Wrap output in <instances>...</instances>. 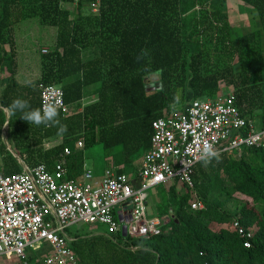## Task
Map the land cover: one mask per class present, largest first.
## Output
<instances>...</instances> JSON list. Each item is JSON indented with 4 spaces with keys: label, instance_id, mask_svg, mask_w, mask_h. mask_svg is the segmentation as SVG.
Masks as SVG:
<instances>
[{
    "label": "trees",
    "instance_id": "1",
    "mask_svg": "<svg viewBox=\"0 0 264 264\" xmlns=\"http://www.w3.org/2000/svg\"><path fill=\"white\" fill-rule=\"evenodd\" d=\"M237 1L253 28L233 37L224 0H99L95 13L88 8L92 0H0V131L6 122L7 143L28 169L42 164L51 172L68 149L63 178L75 181L83 150L95 145L118 174L125 165L138 169L140 162L132 161L147 150L154 120L190 100L210 99L221 87L230 89L240 118L258 119L263 129L264 0ZM29 22L54 35L45 54L37 51V79L20 85L15 34ZM159 69L162 75L153 76ZM47 85L62 92L70 112L59 113L67 125L63 135L9 108L16 98L39 108V88ZM85 88L93 100L82 105ZM49 140L57 142L44 150ZM0 149V173H20L1 141ZM219 157L194 166L192 189L181 186L178 194L174 185L165 188L168 215L157 236L66 233L77 262L264 264V142ZM193 198L202 209L189 208ZM234 222L241 234L231 228Z\"/></svg>",
    "mask_w": 264,
    "mask_h": 264
},
{
    "label": "built area",
    "instance_id": "2",
    "mask_svg": "<svg viewBox=\"0 0 264 264\" xmlns=\"http://www.w3.org/2000/svg\"><path fill=\"white\" fill-rule=\"evenodd\" d=\"M98 2L89 3L90 12L97 11ZM38 100L39 108L54 104L62 117L70 114L62 92L54 86L40 87ZM263 142L264 128L256 130L253 120L240 118L231 91H219L210 99H194L172 108L151 123L149 145L133 179L110 166L97 183H90L92 175L84 165L79 181L64 179L62 164L70 155L66 148L51 172L39 164L31 169L24 166L26 172L18 174L0 173V257L24 259L26 249L43 242L51 252L33 264H79L69 248L72 239L65 234L78 224L103 227L109 237L121 234L122 226L129 239L157 236V219L144 218L149 188L176 184L192 189L194 166L211 157L203 154L206 143L219 154L238 155L242 148H257ZM74 148L80 150L82 143L76 142ZM202 207L195 198L189 203L191 210ZM231 228L242 233L236 222Z\"/></svg>",
    "mask_w": 264,
    "mask_h": 264
},
{
    "label": "rangeland",
    "instance_id": "3",
    "mask_svg": "<svg viewBox=\"0 0 264 264\" xmlns=\"http://www.w3.org/2000/svg\"><path fill=\"white\" fill-rule=\"evenodd\" d=\"M224 7H226L228 21L231 24V35L233 37H238L242 32H245L248 29H252V23L248 22L249 16L247 13H243L242 8L238 6H231L229 0H224ZM241 11V12H240ZM251 27V28H250ZM240 30L242 32H240ZM54 30L51 28L41 27L33 22L24 23L18 26V29L15 34V59L18 64V69L22 70V66L24 65L23 60L26 59L27 61H35L37 60V51L41 49H45L47 44H50L53 40ZM40 53V52H39ZM37 66V64L35 63ZM35 67V66H34ZM31 72L37 75L36 71ZM34 78V77H33ZM91 88H85L82 91V94H85L81 104H87L93 100V97L90 93H87ZM220 91H230L229 88L221 87ZM87 93V94H86ZM255 129L258 130L260 128L259 120L256 119L254 121ZM57 142V140H55ZM10 145L9 143H7ZM2 147L4 150L13 158L15 163L22 168L21 163L16 160L13 155L7 151V145L5 142H1ZM141 158V154H138L137 157L134 158L132 161L133 165H137ZM108 162L107 154L102 150V148L98 145L90 147L82 152V163L86 170H89L92 175V179L89 181L93 183L95 180H98L102 176V172L105 169ZM135 167V166H134ZM130 166L125 165L123 168L124 174L127 178H134L139 170L138 169H130ZM130 169V170H129ZM135 171L136 173H134ZM94 180V181H93ZM99 181V180H98ZM97 182V181H96ZM174 189L178 194H182L183 188L179 185H174ZM165 188L167 187H152L149 188L147 193V199L144 206V218L149 219H157L159 225L165 226V219L168 215V211L166 209V204L164 202V193L167 191ZM159 226V227H160ZM165 227L164 229H166ZM215 228V227H214ZM105 229L100 226H85L83 224H78L76 226H72L71 228L65 230V234L70 235H96V234H103ZM104 235V234H103ZM71 238V237H70ZM50 247L43 243H36L31 246V248L26 249L24 251V259L16 258L13 255H10L8 258L0 257V264H22L25 261L27 264L33 263L34 259H42L43 257L50 254ZM29 262V263H28Z\"/></svg>",
    "mask_w": 264,
    "mask_h": 264
},
{
    "label": "clouds",
    "instance_id": "4",
    "mask_svg": "<svg viewBox=\"0 0 264 264\" xmlns=\"http://www.w3.org/2000/svg\"><path fill=\"white\" fill-rule=\"evenodd\" d=\"M139 59L140 57H137V60ZM162 72L163 70L159 69L152 73V75L155 76L158 74L160 76ZM174 99H176V96ZM9 108L13 112L19 111L21 113V119L29 124H34L37 127L43 126L44 128L56 127L58 135H63L67 132V125L61 122L59 110L54 104H44L40 108H31L27 100L16 98L12 101ZM203 154L214 157L219 162V153L214 150L212 145L206 143L203 148ZM209 163L210 161L205 160L204 166H207Z\"/></svg>",
    "mask_w": 264,
    "mask_h": 264
},
{
    "label": "crops",
    "instance_id": "5",
    "mask_svg": "<svg viewBox=\"0 0 264 264\" xmlns=\"http://www.w3.org/2000/svg\"><path fill=\"white\" fill-rule=\"evenodd\" d=\"M229 3H230L231 6H238L239 8L241 7L242 10H243V13H247L246 8H245L243 5H241L237 0H229ZM225 8H226V7H225ZM240 12H241V11H240ZM23 63H24V65L22 66V70L18 69V64H17V70H16L15 79H16L17 83H19L20 85H29V84L33 83V82L37 79V76H38V67L35 65V63L37 64V61H36V60H35V61H27L26 59H24V60H23ZM34 66H35V67H34ZM33 69H34L33 72L36 71L37 75H35V74H33V73L31 72V70H33ZM33 77H34V78H33ZM6 130H7V128H6L5 130H4L3 127L1 128V131H0V141H1V142H5V144L7 145V147H6L7 151H9V153H10L11 155H13V157L21 163V161L18 159L16 153L14 152V149L12 148V146L7 144V140H6V137H7V135H6ZM55 144H56L55 140H49V141H46V142H44V143L42 144V148H43L44 150H46V149L50 148L51 146H53V145H55ZM0 157H1V149H0ZM140 161H141V160H140ZM140 161H139V162H140ZM82 165H84V164L82 163ZM110 165H111V164H110V162H109V160H108L105 169L108 168V167H110ZM21 166H22V168H21V170H22L23 167H24V165L21 163ZM111 166H112V165H111ZM116 168H117V167H116ZM105 169H104V170H105ZM104 170H103V171H104ZM118 170H119V169L117 168V169H116V172H117V173H118ZM129 170H130V169H129ZM133 172L136 173L135 171H133ZM79 174H80V175H77L75 181H79V180H80V178H81V174H82V169L80 170V173H79ZM102 174H103V172H102ZM121 174H122V175H125L123 169H122V173H121ZM125 176H126V175H125ZM101 177H102V176H101ZM100 179H101V178H100ZM100 179H98V180H100ZM129 179H133V178H129ZM98 180H95V181L93 180V181H94L93 183H97ZM96 181H97V182H96Z\"/></svg>",
    "mask_w": 264,
    "mask_h": 264
},
{
    "label": "water",
    "instance_id": "6",
    "mask_svg": "<svg viewBox=\"0 0 264 264\" xmlns=\"http://www.w3.org/2000/svg\"><path fill=\"white\" fill-rule=\"evenodd\" d=\"M3 113H4L5 119L7 120V112L4 110ZM3 128H4V130L6 129V122L4 123ZM22 170H24V168ZM121 236L124 237V226L121 227Z\"/></svg>",
    "mask_w": 264,
    "mask_h": 264
}]
</instances>
